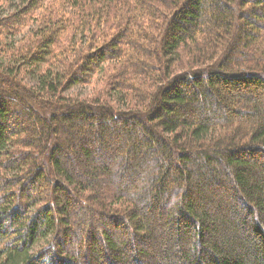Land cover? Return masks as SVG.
<instances>
[{
    "label": "trees",
    "instance_id": "obj_1",
    "mask_svg": "<svg viewBox=\"0 0 264 264\" xmlns=\"http://www.w3.org/2000/svg\"><path fill=\"white\" fill-rule=\"evenodd\" d=\"M262 88L264 0H20L0 264H264Z\"/></svg>",
    "mask_w": 264,
    "mask_h": 264
},
{
    "label": "rangeland",
    "instance_id": "obj_2",
    "mask_svg": "<svg viewBox=\"0 0 264 264\" xmlns=\"http://www.w3.org/2000/svg\"><path fill=\"white\" fill-rule=\"evenodd\" d=\"M19 1L20 0H0V16H5V14L15 9ZM71 93L83 97L92 93V86L79 84L71 90ZM260 94L264 96V88L260 89Z\"/></svg>",
    "mask_w": 264,
    "mask_h": 264
}]
</instances>
